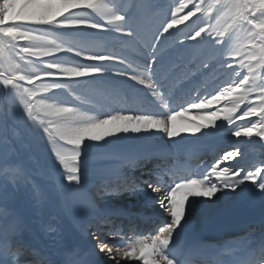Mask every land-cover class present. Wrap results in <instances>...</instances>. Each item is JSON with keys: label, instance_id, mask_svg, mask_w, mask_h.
<instances>
[{"label": "snow or ice", "instance_id": "1", "mask_svg": "<svg viewBox=\"0 0 264 264\" xmlns=\"http://www.w3.org/2000/svg\"><path fill=\"white\" fill-rule=\"evenodd\" d=\"M256 145L264 0H0V264H264Z\"/></svg>", "mask_w": 264, "mask_h": 264}, {"label": "rangeland", "instance_id": "2", "mask_svg": "<svg viewBox=\"0 0 264 264\" xmlns=\"http://www.w3.org/2000/svg\"><path fill=\"white\" fill-rule=\"evenodd\" d=\"M160 3L164 6H167L168 4H175V0H160ZM228 71H231V70H228ZM235 78V77H233ZM228 79V75L226 72H222V73H214L212 74L207 80L206 82H204V85L203 87L201 88V92L207 90V91H211L213 90L215 87L218 86V84H220L221 82L223 81H226ZM196 97V93H192L188 99H194ZM120 99L121 97L119 96H113V97H110L108 98L107 100L104 101L105 104H112V105H115L117 103L120 102ZM142 101L141 100H138L137 103H141ZM176 103H181V99H177ZM183 103V102H182ZM195 112L191 113V115H194ZM221 137V138H220ZM219 139H223L225 143H223V145L221 144L220 146L223 148L222 152L223 151H226V150H229L231 149L232 147L236 146V141H235V138L234 137H231L229 134L227 133H222L220 135H218L217 137L213 138L212 141H211V144H213L212 142H215V141H218ZM244 138H241V140H243ZM255 139V138H254ZM214 145V144H213ZM222 152L218 153L216 156V158H218L219 154H221ZM203 153V152H202ZM253 154L254 155V158L252 159V164H258L261 160L260 158L262 159V157H264V150L261 149L260 147H258V145L256 146H252V147H249L247 149V154L246 156L248 155H251ZM247 156V157H248ZM185 159V158H184ZM248 162V161H247ZM235 164V161H231V162H224L223 164H228V165H221V167H224V166H230V164ZM212 164V163H211ZM249 164V163H248ZM249 166V165H248ZM196 172V171H195ZM249 185V184H248ZM148 231H146L147 233ZM145 233V234H146Z\"/></svg>", "mask_w": 264, "mask_h": 264}, {"label": "bare ground", "instance_id": "3", "mask_svg": "<svg viewBox=\"0 0 264 264\" xmlns=\"http://www.w3.org/2000/svg\"><path fill=\"white\" fill-rule=\"evenodd\" d=\"M221 138V137H220ZM218 140V139H217ZM224 146V145H223ZM259 147V146H258ZM221 149H219V145L217 146H213V144L210 145V148L206 151H204L205 155L207 156H213L215 153H217V151H220ZM264 150V149H263ZM201 155V153H200ZM181 158H185V159H181ZM196 158H186V157H180L177 159L176 163L179 167H181L182 169H187V170H191L193 172L196 171V173H203V171L209 167V165L204 164V165H199V163L197 161ZM199 161V160H198ZM248 161L247 157H246V162ZM232 164V163H231ZM223 165H228V164H222ZM249 164L246 163L245 166H248ZM247 188L249 189V191L245 194L244 196V201L248 202L251 201L252 203H254L257 206L258 209V203H259V195L258 193H256L254 186H252L251 184L246 185ZM150 192V190H148ZM142 227L140 229V232L147 228V227H153V225L149 224L148 226H144V221H140ZM245 221L243 219L241 220H237L235 223H233L232 225H230L225 231L223 232H210L212 235L220 237L221 235H230L232 232H237L240 228L243 227Z\"/></svg>", "mask_w": 264, "mask_h": 264}]
</instances>
